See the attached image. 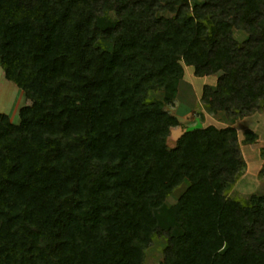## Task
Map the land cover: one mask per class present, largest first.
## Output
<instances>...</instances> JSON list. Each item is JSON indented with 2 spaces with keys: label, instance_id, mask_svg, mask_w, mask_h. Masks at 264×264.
Listing matches in <instances>:
<instances>
[{
  "label": "trees",
  "instance_id": "1",
  "mask_svg": "<svg viewBox=\"0 0 264 264\" xmlns=\"http://www.w3.org/2000/svg\"><path fill=\"white\" fill-rule=\"evenodd\" d=\"M0 65L31 101L0 113V264H146L162 237L160 264H264V194H232L264 0H0ZM185 65L220 73L201 100L231 124L172 147Z\"/></svg>",
  "mask_w": 264,
  "mask_h": 264
},
{
  "label": "rangeland",
  "instance_id": "2",
  "mask_svg": "<svg viewBox=\"0 0 264 264\" xmlns=\"http://www.w3.org/2000/svg\"><path fill=\"white\" fill-rule=\"evenodd\" d=\"M160 14L172 16L169 12ZM219 75L220 73L197 76L192 66L185 65V75L180 81L176 100L174 104L166 106L182 121L179 126L172 129L168 138L170 146H175L178 138L186 130L209 124H215L219 127L231 124L230 117L225 113L212 115L206 112L201 100L204 85L216 86ZM151 97L165 101V94L162 91L152 92ZM30 103L31 101L18 85L6 78L0 65V113L9 114L12 120L18 123L20 121V109ZM234 126L238 130L240 140L244 139L247 130H253L258 134L256 142L241 145L243 156L247 162V169L232 191L236 198L247 202L254 193L264 194V170H262L264 160L261 154L264 146V111L260 109L253 114L237 118ZM166 243L165 237L156 238L155 244L148 251L146 264H160L161 253Z\"/></svg>",
  "mask_w": 264,
  "mask_h": 264
}]
</instances>
